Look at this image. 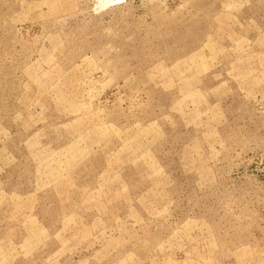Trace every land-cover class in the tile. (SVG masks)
<instances>
[{"label":"rangeland","instance_id":"374dc122","mask_svg":"<svg viewBox=\"0 0 264 264\" xmlns=\"http://www.w3.org/2000/svg\"><path fill=\"white\" fill-rule=\"evenodd\" d=\"M0 264H264V0H0Z\"/></svg>","mask_w":264,"mask_h":264}]
</instances>
